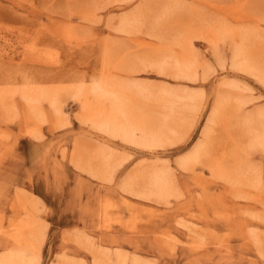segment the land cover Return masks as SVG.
<instances>
[{"label":"rangeland","instance_id":"374dc122","mask_svg":"<svg viewBox=\"0 0 264 264\" xmlns=\"http://www.w3.org/2000/svg\"><path fill=\"white\" fill-rule=\"evenodd\" d=\"M263 124L264 0H0V260L29 223L40 264H264Z\"/></svg>","mask_w":264,"mask_h":264},{"label":"bare ground","instance_id":"6f19581e","mask_svg":"<svg viewBox=\"0 0 264 264\" xmlns=\"http://www.w3.org/2000/svg\"><path fill=\"white\" fill-rule=\"evenodd\" d=\"M205 39L211 43H215V41H216L215 36H213V35L205 37ZM49 50H51V49H49ZM46 51H44V53ZM29 54H31V53H29ZM55 54L57 55V53H55ZM178 60H180V59H178ZM38 64H40V63H38ZM176 67H177V70L178 69H181V70L186 69L185 68L186 66L181 61L177 62ZM107 82L108 81H105V83L104 82L96 83V85H95L96 87L94 90L96 93V96L99 99H102L101 102L104 103V104L100 103V107L97 106V108H100V111H101L100 115L104 118L103 123L106 126H108L112 120L119 121L123 117V115H124L123 113H125V110L122 107L121 101H119L118 98L116 97V92L113 91L114 90V89H112L113 87H111ZM51 98H52V100L50 101L51 104L56 106V107L58 106L56 109L57 114H59V116L63 115V111L60 109L61 105L59 104V95H53V96H51ZM35 108H36L35 105L30 104L29 112L34 114L33 116L37 119V121L42 122L43 120H41L37 116V114H41V113H39L36 110L37 111V114H36L34 112ZM29 118H30V116L27 118V120H29ZM99 123H100V121H99ZM263 126H264V124H263ZM139 129L144 130V125L140 124ZM145 130H147V128H145ZM169 132L173 133L174 130L172 128H167L166 131H161L158 133L151 132V137L154 140H150V142H152L153 144L154 143L156 144L155 140L157 141L166 135L169 136ZM252 133H253V135H252L253 143L263 144L264 128L261 131L255 130ZM167 140H171V139L168 138ZM201 152H202V147L200 146V147H198V150L195 151L191 156H189L187 159L182 160L180 162V166L183 167L184 169H189V170L196 167V165L200 166L196 162H198V160L201 161V156H202ZM168 184L169 183H168L166 175L161 171L156 172V174H154V176L152 177L151 185L153 188H155L154 191H156V194H158L162 198H164V195L166 196V194H167ZM42 232L34 233V227L32 226V224H29V223H22L20 225H16L15 234H9V238H10L9 243L12 242L14 245H16L18 247L17 251L12 252L10 255L8 254V256L1 259L0 264H40V262H41V246H42V243L44 241V235H45ZM31 238L33 239L32 243H31ZM29 251L32 252L33 255H31V256L28 255L27 253ZM96 264H101L99 256H97V255H96Z\"/></svg>","mask_w":264,"mask_h":264}]
</instances>
